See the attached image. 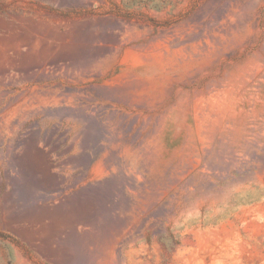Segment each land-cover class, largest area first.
<instances>
[{
  "label": "rangeland",
  "instance_id": "rangeland-1",
  "mask_svg": "<svg viewBox=\"0 0 264 264\" xmlns=\"http://www.w3.org/2000/svg\"><path fill=\"white\" fill-rule=\"evenodd\" d=\"M0 264H264V0H0Z\"/></svg>",
  "mask_w": 264,
  "mask_h": 264
}]
</instances>
